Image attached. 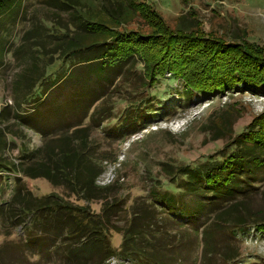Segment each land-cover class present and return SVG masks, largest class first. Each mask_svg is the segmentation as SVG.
Instances as JSON below:
<instances>
[{
  "label": "trees",
  "instance_id": "16d2710c",
  "mask_svg": "<svg viewBox=\"0 0 264 264\" xmlns=\"http://www.w3.org/2000/svg\"><path fill=\"white\" fill-rule=\"evenodd\" d=\"M43 3L53 10L44 19L33 22L21 36L20 44L15 46L11 44V37L13 27L24 13L23 0H0V69L5 64L6 52L16 60L22 55L21 65L24 67L14 83L15 106L6 102L8 105L0 110V181L21 172L27 179H42L55 187L62 186L75 197L76 202L79 201L68 202L59 194L35 197L18 178L19 186L9 193L4 207L9 214L13 211L17 223L24 224L26 246L42 254L43 264L50 263L54 251L63 264H112V258L164 264L155 254L145 252L147 247L156 248L155 242H143L144 235L154 224L148 212L141 213L140 209L131 214V220L123 230L120 250L113 248L112 231L121 232L114 229L112 221L123 210V204L120 195L115 194V191L119 192L118 185L97 186V178L104 172L102 163L112 158L102 157L94 145L96 140L91 141L93 131L112 118L114 106L109 104L111 99L106 94L105 84L113 86L120 79H124L122 84H125V81L135 78V65L139 64L147 70L152 81L147 84L139 77V81L142 80L138 95L169 78L171 82L185 84L184 90L178 91L182 107H187L195 96L215 94L239 85L247 90L264 92L262 52L254 46L210 45L214 42L204 40L194 32L195 20L187 23L183 20L184 23L182 21L175 28L174 35L165 33L164 38L137 32L115 33L108 25L98 22V18H106L120 24L128 7H131L146 17L155 18L158 24L163 23L161 14L149 5L150 9L144 8L143 11L131 0H44ZM133 57L136 61L130 68L128 63ZM57 66L59 70L55 73L53 68ZM73 67L76 70L73 71ZM110 73L115 75L111 78ZM134 81L135 84L139 82ZM93 85L98 90L92 93V99L89 102V98L82 99L79 95L83 94L84 88ZM173 89L169 87L170 93ZM50 90L62 93L63 100H54L57 103L43 109L37 104ZM131 90L129 94L135 92ZM153 102L158 109L163 105L155 99L150 100V97L137 100L131 94L130 105L121 114V120L106 128L105 133H121L133 123L136 126L132 132L138 133L145 129L148 115L161 120L177 115L167 107L163 112L155 111ZM24 104H30L29 108L33 107L31 110L34 112L31 113L29 108L22 110ZM80 112L83 116L78 120ZM71 114L78 121L71 122L62 133L58 129L54 131L51 121L66 120ZM5 119L14 120L16 128L2 127ZM215 129H210L214 140L222 138L224 131ZM250 129L253 134L237 136L228 145L236 150L228 156L208 157L206 163L196 167L177 164L169 167L168 171L164 169L169 174L170 183L185 179L186 183H180L176 189H189L201 197L197 209L179 207L172 198L175 204L169 208L168 216L172 226H182V221L178 220L181 217L187 219L185 224L192 233L202 235L204 255L219 254L215 248L218 244L213 245L218 234L238 235L244 231L245 224L264 230V212L252 215L251 208L240 202L258 191V188H253L248 175L250 168L264 166V121L251 126L248 132ZM26 130L40 134L43 146L31 148L24 141L17 158L4 156L10 144L16 147L8 136L25 140ZM196 181H202V187L205 184L207 191L202 187L199 188L202 190L196 188ZM158 185L151 189L150 195L155 204L162 207L170 199L160 193ZM262 195L264 202V192ZM93 200L103 203L99 213L90 204L81 203ZM200 212L204 213V222L195 227L196 216ZM38 229L40 234H35ZM160 231L156 229L153 233L160 237ZM174 239L170 245L180 247L183 244L181 238ZM229 239L222 240L228 244ZM237 257L236 252L222 254L225 264L236 263Z\"/></svg>",
  "mask_w": 264,
  "mask_h": 264
},
{
  "label": "rangeland",
  "instance_id": "374dc122",
  "mask_svg": "<svg viewBox=\"0 0 264 264\" xmlns=\"http://www.w3.org/2000/svg\"><path fill=\"white\" fill-rule=\"evenodd\" d=\"M131 1L143 11L144 8H152L160 13L163 23L160 25L154 20L155 18L146 17L143 15V12H139L131 7H128L120 24L106 18H98V22L108 25L115 33L137 32L144 36H160L164 38L165 33L174 35L176 32L175 28L183 20L185 23L195 20L196 28H193L194 32H197V36L200 38L214 42L210 43V45L217 44L218 47H223L221 45L227 43L239 45L241 48L254 46L260 49L264 58V0ZM43 2L44 0H23V11L27 13L21 14L19 21L13 27L11 44L18 46L21 36L32 27L33 22L40 18L44 19L53 10ZM126 5L128 6L127 3ZM103 15L105 14L103 13ZM234 54L235 52L232 53V55ZM4 57L5 64L0 69V110L8 105L6 102L12 105V107L15 106L14 83L24 68L21 65L22 55L16 60L11 53L8 54L6 52ZM134 59L136 58L133 57L128 63L130 68L133 66V62L136 61ZM58 68L59 66L53 68L55 73L59 70ZM72 69L73 71L76 70L74 67ZM135 70V78L125 81V84H122L124 79H120L113 86L105 84L106 94L111 99L108 102L114 106L111 113L112 118L101 127L95 129L93 136H91V141L96 140L94 145L98 148L101 156L112 158L111 161H104L102 163L104 172L102 176L100 175L97 178L96 184L100 187L113 184L118 185L117 190L119 192L115 191V194L120 195L119 198L121 197L120 199L123 204V210L114 216L112 221L115 226L114 229L121 232L112 231L113 248L120 250L123 230L128 226L131 214L140 209L139 212L141 213L148 212L151 223L154 224V227L144 235L143 242H155L156 248L152 246L147 247V251L145 252L155 254L156 258L164 264H225L222 254H232L235 252L238 254V257L236 258V263L233 262V264H264V230L257 228V226L245 224L243 227L244 231L238 235H228L226 233L216 235L213 239V245L218 244L215 247L219 253L217 255H204L202 235L197 236L192 233V229L185 224L187 219L179 217L178 220L182 221V226H172L169 219L170 216L168 215L169 208L175 202L174 200L171 201V199H175L179 207L191 206L197 209L196 206H199V199L201 200V197L197 196L196 193H192L189 189H176V186H179L180 183H186L185 179L179 178L174 184L170 183L169 174H166L164 171V169L167 170L169 167L172 168L171 166L177 164L196 167V165L206 163L208 157L217 155L228 156L233 153L234 150L230 149L228 145L237 136L244 133L253 134L252 130L250 129V132H248V129L253 125L258 126L259 122L264 121L263 90L253 91L245 89L243 85L234 86L235 88L233 89L226 88L219 93L195 96L192 102L186 105L187 107H182L179 104L178 91H183L185 84H181L178 81L171 82L167 78L161 80L149 91L145 89L143 92H140L139 90L141 94L138 95L140 81L142 80L140 79L139 81V77L146 80L147 84L152 80L147 70L143 68V65L136 64ZM113 75L115 74L110 73L111 78ZM168 76L169 74H167ZM134 79L139 82L135 84ZM118 82L120 83L118 84ZM170 86L174 88L172 93L169 91ZM129 87L133 89L131 91H135L131 94L137 100L150 97V100L155 99L161 102L163 105L159 109L153 102L155 111L159 110V112H163L164 107H167L168 109H172V114L176 112L177 115L171 117L170 119L172 120H161L148 115L146 127L141 132H132L136 126L133 123L129 128L126 127V130H122L121 133L112 132L110 135L106 134L105 129L117 124L122 118L121 114L130 105L131 94H129ZM134 89H137V91ZM97 90L96 85L85 87L83 94L79 96L84 100L89 98V102L92 99V93ZM54 100L61 102L63 100L62 93H54L50 90L37 105H41L45 109L57 103L53 102ZM29 107L30 104H24L22 110H27ZM32 108L29 109L31 110ZM33 112L34 110H31V113ZM77 116V119L81 120L83 116L82 112ZM221 116H224V118ZM77 119L71 114L66 120H61L60 118L55 122L51 121L50 124L54 126V131L58 129L62 133L68 125L78 121ZM16 125L14 120L5 119L3 120L2 127L14 126L16 128ZM215 128L224 131L222 138L214 140V135L210 129ZM26 131L27 138L25 140L15 137L13 139L12 136H8L9 141L12 139L16 147L14 148L10 144L4 156L12 159L17 158L20 155L21 146L24 141L31 148L43 146L44 141L40 134ZM122 158L123 162L119 163V160ZM114 161L118 162L117 165L112 164ZM240 172L238 171V173ZM107 174L110 175V178ZM248 175L254 184L253 188H258V191L254 195H250L245 201L240 200V202H245L251 208L252 215H255L258 212H264L262 195V192H264V166L258 168L256 166L251 167ZM18 178H21V183H24L26 189L32 192L35 197L59 194L71 203H78L79 200L76 202L75 197L70 196L69 191L62 186L55 187L42 179H27L22 177L21 172L18 174L13 173L9 179L4 178L0 181V264H43L41 259L42 254L26 246L24 224L17 223V217L13 211L9 214L7 213V208L4 207L6 202H8L9 193L15 191L19 186L17 183ZM246 178L248 179L249 177ZM6 182L8 186L5 185ZM196 183V188L202 187V181H196ZM156 184L157 187L160 184V193L167 195L168 199H166H170L171 201L165 202L162 207L156 205L150 195L151 189ZM202 188L204 189L203 191H207L205 190V184ZM81 203L87 206L90 204L91 208L97 213L100 212L103 204L99 200H93L90 203L88 201H81ZM10 208L11 206L8 209ZM196 220L195 227H198L204 222V213L200 212V215L196 216ZM156 229L162 230V232L160 231L162 236L159 237L153 233ZM201 231L202 228L200 233ZM35 234H40V229L35 231ZM175 237L183 240V244L180 247L173 243V245H170L175 240ZM222 239H229V243L225 244ZM52 256L53 259L49 264H63L55 251ZM111 263L145 264V261L131 262L112 258Z\"/></svg>",
  "mask_w": 264,
  "mask_h": 264
},
{
  "label": "built area",
  "instance_id": "2783aa9c",
  "mask_svg": "<svg viewBox=\"0 0 264 264\" xmlns=\"http://www.w3.org/2000/svg\"><path fill=\"white\" fill-rule=\"evenodd\" d=\"M120 162H121V163L123 162V158L119 160V163H120ZM117 163H118V162H113L112 164L117 165ZM102 175H103V174H102ZM102 175H101V176H102ZM107 176L110 178V175H109V174H107ZM104 177H105V175H104Z\"/></svg>",
  "mask_w": 264,
  "mask_h": 264
}]
</instances>
